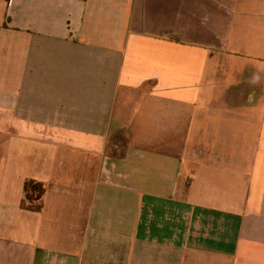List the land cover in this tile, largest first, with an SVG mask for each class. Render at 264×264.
<instances>
[{"label": "crops", "instance_id": "crops-1", "mask_svg": "<svg viewBox=\"0 0 264 264\" xmlns=\"http://www.w3.org/2000/svg\"><path fill=\"white\" fill-rule=\"evenodd\" d=\"M4 130L0 264H264V0H0Z\"/></svg>", "mask_w": 264, "mask_h": 264}, {"label": "rangeland", "instance_id": "rangeland-1", "mask_svg": "<svg viewBox=\"0 0 264 264\" xmlns=\"http://www.w3.org/2000/svg\"><path fill=\"white\" fill-rule=\"evenodd\" d=\"M7 134L8 135H10V136H7ZM10 142H16V140H14V139H12V132L10 131V130H4V131H2V133L0 132V143H4V144H10ZM18 158V157H17ZM17 158H15V159H11V162H12V160H17L18 161V159ZM26 158H28V159H31V158H29L28 156L26 157ZM8 162V160H7V158L6 157H3V158H1L0 159V176H2L3 175V173H4V167H5V164ZM64 163H63V168L62 167H58V171L60 170V169H62V170H64V171H66V169H67V167H68V164H70V163H68V162H65V161H63ZM17 166H19V164H17ZM16 166V167H17ZM31 166H33V165H31ZM15 166H13V165H11V163H10V169H8V170H10V172H12V175H14L15 177H17L19 174H21V175H23V176H26V174L30 171V169L32 168H28V167H26L25 168V166L24 165H22V167L21 168H19V172H17V170L14 168ZM57 168V167H56ZM61 170V171H62ZM38 190L40 191V188H38ZM28 192H31V190L28 188ZM45 192V191H44ZM23 205H24V202H23Z\"/></svg>", "mask_w": 264, "mask_h": 264}, {"label": "trees", "instance_id": "trees-1", "mask_svg": "<svg viewBox=\"0 0 264 264\" xmlns=\"http://www.w3.org/2000/svg\"><path fill=\"white\" fill-rule=\"evenodd\" d=\"M28 188L31 190V192H28ZM38 188H40V191L38 190ZM44 191L45 188L41 183H37L35 181H27L25 184L26 199L30 203L38 201L43 195ZM37 208L39 209L40 206H38Z\"/></svg>", "mask_w": 264, "mask_h": 264}]
</instances>
